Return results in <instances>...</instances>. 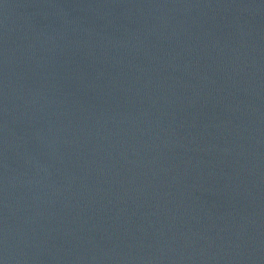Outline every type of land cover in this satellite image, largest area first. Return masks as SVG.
<instances>
[{
    "label": "water",
    "instance_id": "obj_1",
    "mask_svg": "<svg viewBox=\"0 0 264 264\" xmlns=\"http://www.w3.org/2000/svg\"><path fill=\"white\" fill-rule=\"evenodd\" d=\"M0 264H264V0H0Z\"/></svg>",
    "mask_w": 264,
    "mask_h": 264
}]
</instances>
